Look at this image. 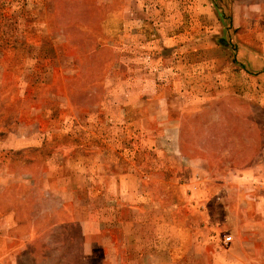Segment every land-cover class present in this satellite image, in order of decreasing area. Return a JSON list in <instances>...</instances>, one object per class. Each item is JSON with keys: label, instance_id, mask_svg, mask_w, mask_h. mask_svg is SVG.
Returning <instances> with one entry per match:
<instances>
[{"label": "rangeland", "instance_id": "374dc122", "mask_svg": "<svg viewBox=\"0 0 264 264\" xmlns=\"http://www.w3.org/2000/svg\"><path fill=\"white\" fill-rule=\"evenodd\" d=\"M235 2L237 18L222 11L224 28H210L225 51L218 79L212 59L206 77L172 74L167 39L136 27L146 18L128 34L124 0H0V262L167 264L176 237L179 264L230 255L237 172L264 159V109L227 90L241 48L264 54V0ZM120 169L142 185L117 186Z\"/></svg>", "mask_w": 264, "mask_h": 264}, {"label": "crops", "instance_id": "0c3cea01", "mask_svg": "<svg viewBox=\"0 0 264 264\" xmlns=\"http://www.w3.org/2000/svg\"><path fill=\"white\" fill-rule=\"evenodd\" d=\"M222 1L227 3L223 5ZM231 1H234L233 7H229ZM236 2L235 0H124L123 12H126L129 18L125 16L123 21L124 25H127L128 34H130V28L152 27L155 43L161 44L163 39H167L170 47H168L166 53L169 54L170 61L173 64L172 69H174V73L172 74L187 72L189 75L193 74V70H195L198 77H206L210 66V59H212V65L217 70L216 75L219 79L223 75L222 72H224L225 51L221 48L219 41L214 39L215 35L210 33V28L216 26V23L219 24L217 26L224 28L225 22L222 19V11H227L229 14L231 12V17L237 18L235 12L239 5ZM150 12H153V14L149 16ZM137 13L138 16H143L146 19L143 21L140 19V25L131 27V17ZM214 16H216V19H211ZM163 29H165L164 32ZM149 38L144 37L139 43L141 45L149 44L151 43V40L148 41ZM221 40L222 43L225 42V40ZM163 41L165 42V40ZM158 50L160 52L159 58L166 54L161 51V47ZM144 53H147L145 56L149 57L150 53L148 51ZM152 54L157 56L156 53ZM261 54L253 48H245L243 50L241 48L239 55H236V58L240 57V68H234L233 72L234 77L236 76L237 79L233 83H230L231 85H228L227 90H232L241 100L243 98L245 100V96H247L245 102L250 101L252 102L251 105L264 109V54ZM147 57H144V59ZM195 60L198 61L196 64L194 63ZM193 65H196L195 69ZM181 66L185 67V71L177 72ZM160 82L158 79H154L153 92L159 90L161 86ZM248 82L249 84H247ZM205 85L201 88L202 98L208 95L207 91L211 90H209L208 84L205 83ZM141 86L139 85L138 92L147 90L142 89ZM191 87L192 85L182 87L171 82L170 91L181 92L180 90L183 88V92L189 93L193 92V90L191 91ZM220 88L223 90L222 85L218 82L217 85L213 86L212 90L215 91V94H218L219 92L216 91H220ZM150 90L148 89V91ZM202 100L201 105L205 102L204 99ZM191 101L198 104V100L191 99ZM209 102L210 100H207V103ZM174 106H179L178 101H175ZM250 161L249 164H246L244 168H240L237 172V183H234V189L237 190V197L235 198L237 201L235 204L239 215L233 219L231 233L224 234L222 239V251L225 253L229 252L230 255H224L222 259L217 261V264H264V159L254 158ZM189 164L194 167V160L191 159ZM237 169L236 167L235 171ZM120 170L114 171L117 175H123L122 178L116 179V181H120V184L117 186L122 188L126 181L125 178H128V181L130 178H133L132 181L135 186L142 185L140 179L132 177L131 170ZM201 206L204 205L201 204ZM6 219L7 221L12 220V218ZM13 223V221L12 223H8L10 227L2 231V236L14 235L10 230ZM188 226L190 227V235L189 246L185 250L187 254L194 251L195 243L198 240V231L195 229V226L191 224ZM17 235L19 234L17 233ZM177 243L178 239L176 237L172 243L173 245H169L167 250L165 249L168 257L167 264H179L171 256L172 248ZM18 253L21 252H17L15 256H19ZM0 264L19 263L18 259L15 262L7 263L4 258L1 259ZM79 264H81V261Z\"/></svg>", "mask_w": 264, "mask_h": 264}]
</instances>
